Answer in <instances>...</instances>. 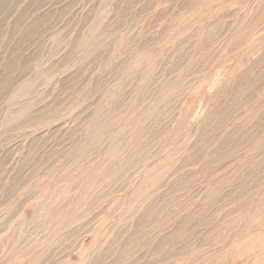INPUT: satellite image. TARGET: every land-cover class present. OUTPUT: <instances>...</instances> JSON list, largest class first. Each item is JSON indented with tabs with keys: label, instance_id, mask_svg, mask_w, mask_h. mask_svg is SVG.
I'll return each mask as SVG.
<instances>
[{
	"label": "rangeland",
	"instance_id": "obj_1",
	"mask_svg": "<svg viewBox=\"0 0 264 264\" xmlns=\"http://www.w3.org/2000/svg\"><path fill=\"white\" fill-rule=\"evenodd\" d=\"M0 264H264V0H0Z\"/></svg>",
	"mask_w": 264,
	"mask_h": 264
}]
</instances>
